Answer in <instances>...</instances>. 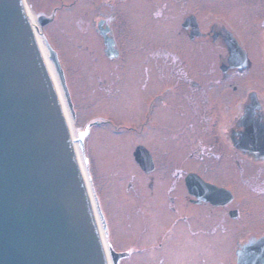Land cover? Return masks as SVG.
Returning <instances> with one entry per match:
<instances>
[{
  "label": "flooded vegetation",
  "instance_id": "obj_1",
  "mask_svg": "<svg viewBox=\"0 0 264 264\" xmlns=\"http://www.w3.org/2000/svg\"><path fill=\"white\" fill-rule=\"evenodd\" d=\"M101 4L115 8L112 0ZM197 10L198 0H163L162 22L148 28L126 12V43L113 16L98 17L105 57L127 60L126 90L99 78V91L130 112L132 159L153 211L142 223L151 229L146 259L238 264L239 253L264 240V43L228 21L206 23ZM133 85L138 90L127 103L122 90L129 86V94Z\"/></svg>",
  "mask_w": 264,
  "mask_h": 264
},
{
  "label": "water",
  "instance_id": "obj_2",
  "mask_svg": "<svg viewBox=\"0 0 264 264\" xmlns=\"http://www.w3.org/2000/svg\"><path fill=\"white\" fill-rule=\"evenodd\" d=\"M37 17L40 28L51 21ZM105 45L110 54L112 40L106 38ZM46 48L75 119L58 55L47 41ZM86 135L79 131L76 139L83 155ZM250 248L238 254V264H259L264 240ZM107 254L112 264L127 256L104 245L26 1L0 0V264H109Z\"/></svg>",
  "mask_w": 264,
  "mask_h": 264
},
{
  "label": "rangeland",
  "instance_id": "obj_3",
  "mask_svg": "<svg viewBox=\"0 0 264 264\" xmlns=\"http://www.w3.org/2000/svg\"><path fill=\"white\" fill-rule=\"evenodd\" d=\"M25 1L35 15L53 18L41 29L64 71L75 125L80 132L88 133L84 144V155L88 160L86 168L95 198L102 214L107 216L104 215L108 220V245L118 253L133 254L122 259L120 264H148L149 260L150 264H159L160 256L152 255L146 259L147 253L143 252L150 245L147 237L151 229H144L142 223L144 215L153 211L148 209L145 201L149 196L146 181L132 159V144L126 130L131 121L130 112L125 110L126 104L110 102L116 95L104 94L103 97L99 91L104 82L115 86V91H121V87L126 90L127 60L115 63L105 57L96 33V21L98 17L113 16V22L121 29L118 38L126 43V29L130 23L126 12H130L142 27L155 26L162 22L157 19V12L163 0H112L115 8L109 4L103 6L101 3L105 0ZM145 6L151 7L145 10ZM197 11L206 23L228 21L236 29L260 34L258 38L264 43V0H198ZM141 38L139 36L137 40L139 48L143 42ZM141 53H144V47ZM127 89L126 94L122 90V96L128 103L138 88L133 85L129 94V86ZM153 209L157 210L158 206ZM233 246L234 238L231 239Z\"/></svg>",
  "mask_w": 264,
  "mask_h": 264
},
{
  "label": "bare ground",
  "instance_id": "obj_4",
  "mask_svg": "<svg viewBox=\"0 0 264 264\" xmlns=\"http://www.w3.org/2000/svg\"><path fill=\"white\" fill-rule=\"evenodd\" d=\"M26 8H27V12H28L32 27L34 29V33H35V36H36L40 51L42 53V56H43V58L45 60L46 66L48 68V71H49L50 76L52 78V81L54 83V87H55V90L57 92L58 98H59V100H60V102L62 104V108H63L65 117H66L67 122H68L70 133L72 135V138L74 139L75 149H76V152H77L78 161L80 163L81 171H82V174L84 176V180L86 182L88 190L90 192V196H91V199H92V204L94 206V211H95V214H96V219H97L98 225H99V227L101 229L104 245H105L106 249L108 250L109 245H108L107 235L105 234V232L102 229V222L100 221V218L98 216V212H97V209H96V202H95L96 199H95L93 188H92V185H91V182H90V178L88 176V170L86 168L85 157H84L85 155H83L82 150L79 147V144L76 142L79 130L77 129V127L75 125V122L72 119L71 112H70V110L68 108V105L66 103V99L64 97V92H63L62 87L60 85L58 75H57V73L55 71V68H54V65H53L52 61L49 58V52H48V50L46 48V35H45L44 31L39 26L37 15L34 14V12L27 5V3H26ZM107 255H108L109 264H112L111 259H109L110 258L109 254H107Z\"/></svg>",
  "mask_w": 264,
  "mask_h": 264
}]
</instances>
